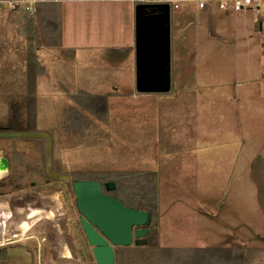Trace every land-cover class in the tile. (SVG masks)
I'll list each match as a JSON object with an SVG mask.
<instances>
[{
    "label": "rangeland",
    "instance_id": "obj_1",
    "mask_svg": "<svg viewBox=\"0 0 264 264\" xmlns=\"http://www.w3.org/2000/svg\"><path fill=\"white\" fill-rule=\"evenodd\" d=\"M135 5L128 0L59 3L54 8L62 33L59 30V41L48 46L58 45L48 47L40 29L31 41L25 18L0 4V127L13 129L19 120L20 130L45 131L52 138L55 169L73 178L114 181L120 189L139 191L148 200L155 226L149 243L119 248L116 264H264V115L249 121L255 126L250 135L242 129L247 120L236 116L243 113L244 103L218 102L207 93L217 90L206 87H198L196 94L208 95L204 97L209 104L200 106L209 108L212 119L207 123L191 115L196 106L182 100L190 96L184 90L191 83L178 92L182 72L177 69L188 59L191 62L197 47L209 48L211 41L191 40L198 24H183L185 4L172 11L171 90L138 93L132 56L109 51L133 42ZM238 17L253 35L249 41L237 40L240 47L250 45L249 53L239 57H250L264 31L256 30L248 10ZM34 19L33 29L41 28L39 16ZM185 26L190 29L182 35ZM111 55L125 65L120 70L125 87H74L63 81L65 76L87 75L97 70L94 67L108 66ZM253 83L246 89L259 94V84ZM249 102L247 108L259 112V97ZM261 108L264 113V104ZM245 140L252 160L237 163L235 150ZM45 144L43 137L0 138V151L13 161L11 173L0 181L19 174L27 193L25 206L41 208L39 236L45 237L40 250L35 241L27 242L31 246L8 244L0 251V264H96L72 187L65 182L43 184ZM13 188L7 185L6 190ZM67 245L73 246L72 254ZM65 251L70 259L63 257Z\"/></svg>",
    "mask_w": 264,
    "mask_h": 264
},
{
    "label": "crops",
    "instance_id": "obj_2",
    "mask_svg": "<svg viewBox=\"0 0 264 264\" xmlns=\"http://www.w3.org/2000/svg\"><path fill=\"white\" fill-rule=\"evenodd\" d=\"M65 2H54V3H66ZM184 20L183 24L186 25L187 23L198 24L195 27V31L191 32V40L194 39H203L206 38L211 41L210 47L208 48H199L193 51L191 55V62L188 59V62L185 64H181L178 66L177 71L182 72L180 78L177 83V91L183 90V87L191 83L188 88H185L184 93H187L189 90V97H183L182 100L184 103H191L196 106L194 111L191 112V115L195 118H202L205 122H209L212 118H210L212 113H209V108L201 107L200 104H209L207 102V94L202 91L200 95H197V88L203 89L212 88L217 91H210L206 90L207 93H210L212 96L215 95L216 100L219 102H229L232 104H241L244 103V110L243 113L236 114L239 115L241 121L244 119L247 120V123L244 121L242 123V129L244 132H250V135L254 131L250 127L254 125L249 123L251 119H254L256 115H264L262 113V101H264V38L259 36V43L255 45L257 47L255 49L256 52H253V55L249 57L241 58L239 54H245L248 51V43L239 46L237 40L239 38L244 40H252L249 37L253 38L252 32L250 30V26L241 21L238 17V14L241 12H233V11H223L219 10L215 5H209L204 9H200L196 7L194 4H185L183 7ZM10 10V9H9ZM12 12L16 13L18 17H24L26 20V26L29 28L31 32L28 33L30 40H33L34 34L36 33L37 28L33 29L35 26V17L38 13L34 16H30L21 10H11ZM252 14L253 22L255 24V28L259 33H263L264 31V22L263 18L259 22L255 20L254 14ZM18 19V18H17ZM192 21V22H191ZM1 22V21H0ZM183 25V26H184ZM21 30H24V24H21ZM191 26V25H190ZM189 27V26H188ZM193 27V26H192ZM186 26L184 27L182 35L187 34ZM33 30V31H32ZM31 40V41H32ZM48 46V45H47ZM55 46H48V47H56ZM259 47V50H258ZM113 49L111 52L114 55H125L128 58L132 56V63H133V80L135 82V27H134V37L132 43H125L119 44L116 46H111ZM251 50V49H249ZM29 52H34V48L29 47ZM259 52V53H258ZM249 53V51H248ZM50 56V54H49ZM114 58L108 66H104L103 68L94 67L97 69L96 71L92 72L91 74L87 75H79L78 77L75 76H65L63 81L65 83H72L71 86L74 87H83V85H96L98 87L106 86V87H125V83L121 80L120 70L125 66L121 64V59L116 58L115 56H110ZM121 57V56H119ZM239 58H241V63H239ZM129 64L128 60H126ZM191 63V65H189ZM123 65V66H121ZM100 69V70H99ZM253 70H255L253 72ZM239 73H241V78L239 77ZM238 74V76H237ZM79 78V79H78ZM125 78V77H124ZM51 79V78H50ZM122 81V82H121ZM256 82L259 84V94H251L248 92L247 85L255 84ZM259 82V83H258ZM173 84V82H172ZM246 85V87H244ZM135 86V84H134ZM181 88V89H180ZM191 89V90H190ZM183 93V94H184ZM204 94V95H203ZM206 96V97H204ZM259 97V112L258 110L251 106V108H247L251 104L249 101L254 100ZM206 98V99H205ZM210 98H208L209 100ZM163 98L161 102H163ZM241 108H239L240 110ZM251 110V111H250ZM197 118V119H198ZM255 128V126H254ZM207 134V133H206ZM208 135V136H207ZM206 137H209L207 134ZM207 145V144H205ZM146 146V145H145ZM179 152L183 157L184 153L186 152L184 146L185 144H179ZM247 141L243 143L242 147L235 150V161L237 163H242L241 161L244 158H247V161L250 159L252 160L251 156L249 155V148L247 147ZM183 152V153H182ZM2 184L4 181H0V242L2 243H11V244H28V241H35L37 249L40 248V244L42 245L43 240L45 237L39 236L41 233L42 226L39 225V216L40 210L39 206L37 207H27L28 205L26 199V203L23 202L27 193L23 190H12L8 191L5 188L2 189ZM22 191V192H21ZM214 198L213 200H216ZM33 200V199H32ZM37 210V213L35 212ZM53 214V212H52ZM54 215V214H53ZM56 216V215H54ZM53 216V217H54ZM49 218V217H47ZM52 218V217H51ZM50 223H54L52 219H49ZM28 223L29 225H25ZM38 223V224H37ZM37 224V225H36ZM35 226L32 232L28 233L30 228ZM34 228V227H33ZM59 233V229L55 228ZM61 230V228H60ZM67 231V228H65ZM71 233V232H70ZM18 236H17V235ZM50 235V233L48 234ZM8 238H7V237ZM7 238V239H6ZM50 240V236L48 238ZM61 240V238H60ZM34 245V244H33ZM72 246V245H71ZM66 246V251H70L72 254V247ZM42 248V246H41ZM40 250V249H39ZM66 251L63 255L64 258L70 259L72 257H68L66 255ZM64 252V250H63ZM41 263V259L39 260Z\"/></svg>",
    "mask_w": 264,
    "mask_h": 264
},
{
    "label": "water",
    "instance_id": "obj_3",
    "mask_svg": "<svg viewBox=\"0 0 264 264\" xmlns=\"http://www.w3.org/2000/svg\"><path fill=\"white\" fill-rule=\"evenodd\" d=\"M135 88L138 93H167L172 88V10L169 3H137L134 7ZM45 138L44 168L51 180L71 183L80 223L96 264H115V247L148 245L153 214L126 205L108 193L115 182L74 179L53 169V143L45 131L0 130V138ZM13 161L0 151V180Z\"/></svg>",
    "mask_w": 264,
    "mask_h": 264
},
{
    "label": "built area",
    "instance_id": "obj_4",
    "mask_svg": "<svg viewBox=\"0 0 264 264\" xmlns=\"http://www.w3.org/2000/svg\"><path fill=\"white\" fill-rule=\"evenodd\" d=\"M65 1H89V0H0L1 5H7L10 10H21L24 13L34 16L37 13L38 5L47 2H65ZM127 1V0H122ZM134 3H159L166 2L170 4L171 10L179 9L183 4H194L200 9L209 5H215L223 11H251L255 20L259 22L264 18V0H128Z\"/></svg>",
    "mask_w": 264,
    "mask_h": 264
},
{
    "label": "trees",
    "instance_id": "obj_5",
    "mask_svg": "<svg viewBox=\"0 0 264 264\" xmlns=\"http://www.w3.org/2000/svg\"><path fill=\"white\" fill-rule=\"evenodd\" d=\"M58 3L54 2H47V3H41L38 5V13L39 16V23L41 25L40 29L41 32V38L45 40V44L50 45L54 40L56 42L59 41L60 38V32L62 33L61 24H60V17L58 12L55 10L54 6ZM23 12V11H22ZM60 30V32H59ZM40 44V43H39ZM55 45H58L55 43ZM16 161V159H15ZM14 161V162H15ZM17 162V161H16ZM89 179V178H88ZM95 179L99 181H103L100 178H90ZM55 184H62L61 181H56ZM10 186H13V189H19L22 188L21 183L19 182V174L15 176L14 180L9 184ZM18 185V187H16ZM69 186L72 187L71 183ZM115 194L121 199L126 205L131 207H136L140 209H147L151 210L153 212V209L150 207V204L148 203V200L143 198L141 195V192L139 191H130V189L123 187L119 188L118 185H116ZM154 213V212H153ZM133 246V245H132ZM135 246V245H134ZM129 246H117L115 247V264L117 261V252L119 248H126ZM230 259L232 257L228 256Z\"/></svg>",
    "mask_w": 264,
    "mask_h": 264
},
{
    "label": "flooded vegetation",
    "instance_id": "obj_6",
    "mask_svg": "<svg viewBox=\"0 0 264 264\" xmlns=\"http://www.w3.org/2000/svg\"><path fill=\"white\" fill-rule=\"evenodd\" d=\"M15 118L19 119V117H18L17 114L15 115ZM18 124H19V120H17V123H16L17 127H14L13 129H10V128H2V127H0V130H20V128L18 127ZM53 169H54L55 171L62 172V173H65V174H68V173L64 172L63 170H61V169H55L54 164H53ZM44 171H45V168H44ZM36 172H37V173H40L38 170H37ZM45 174H46V172H45ZM68 175H70V177L72 178V180H74V179H81V178H73V177L71 176V174H68ZM14 178H15V177H12V178L10 179V181H7V182L5 181L4 184H2V186H1L2 189H4V188L6 189L7 185H9V184L14 180ZM55 182H56V180H51V179H49L48 176L46 175L45 178H44V183H43V184H44L45 186H52V185L55 184ZM101 182L104 184L103 190H104L105 192H107V191H106V188H105V183H106V182H109V181L103 180V181H101ZM34 183H35V182H34ZM69 184H70V183H69ZM16 187H18V185H16ZM23 189H24V187L19 188V189H16V190H23ZM115 189H116V186H115ZM115 189L112 190V191H109L108 193H110V194L116 196L117 198H119V197L115 194ZM8 191H9V190H8ZM150 211H151V210H150ZM151 212H152V211H151ZM152 214H153V219H154V213L152 212ZM79 217H80V216H79ZM153 219H152V223H151V225L148 226L149 228H151V230L147 232V235H146V238H147V239H148V237H149L150 232H152V231L154 230V228H155V226L153 225ZM79 220H80V219H79ZM148 243H149V242H148ZM8 244H11V243H2V242H0V251H3V250L5 251V249L9 247Z\"/></svg>",
    "mask_w": 264,
    "mask_h": 264
},
{
    "label": "bare ground",
    "instance_id": "obj_7",
    "mask_svg": "<svg viewBox=\"0 0 264 264\" xmlns=\"http://www.w3.org/2000/svg\"><path fill=\"white\" fill-rule=\"evenodd\" d=\"M6 237H7V236H6ZM7 238H8V237H7ZM7 238H6V239H7Z\"/></svg>",
    "mask_w": 264,
    "mask_h": 264
}]
</instances>
